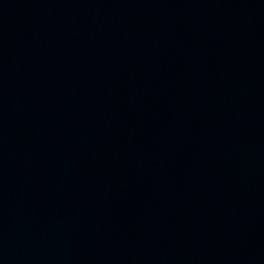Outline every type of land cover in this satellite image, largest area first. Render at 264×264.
Listing matches in <instances>:
<instances>
[{
	"label": "water",
	"instance_id": "obj_1",
	"mask_svg": "<svg viewBox=\"0 0 264 264\" xmlns=\"http://www.w3.org/2000/svg\"><path fill=\"white\" fill-rule=\"evenodd\" d=\"M0 264H264V0H0Z\"/></svg>",
	"mask_w": 264,
	"mask_h": 264
}]
</instances>
